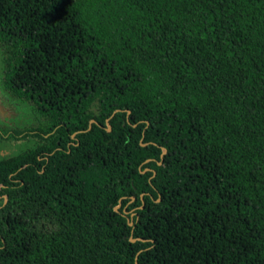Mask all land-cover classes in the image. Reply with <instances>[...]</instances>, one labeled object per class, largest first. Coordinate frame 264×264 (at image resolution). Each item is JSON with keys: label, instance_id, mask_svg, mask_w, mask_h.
Returning a JSON list of instances; mask_svg holds the SVG:
<instances>
[{"label": "trees", "instance_id": "trees-1", "mask_svg": "<svg viewBox=\"0 0 264 264\" xmlns=\"http://www.w3.org/2000/svg\"><path fill=\"white\" fill-rule=\"evenodd\" d=\"M0 55V264H264V0H0Z\"/></svg>", "mask_w": 264, "mask_h": 264}, {"label": "rangeland", "instance_id": "rangeland-1", "mask_svg": "<svg viewBox=\"0 0 264 264\" xmlns=\"http://www.w3.org/2000/svg\"><path fill=\"white\" fill-rule=\"evenodd\" d=\"M2 68L0 55V81L2 79ZM0 100L1 106H3V108H1L3 112H0V158H6L24 151L32 144V141L12 143L5 140L4 134L13 131L15 128L34 123L35 116L30 108L12 101L6 92L2 90L1 84ZM10 134H12V132H10L9 135ZM127 214H129V212Z\"/></svg>", "mask_w": 264, "mask_h": 264}, {"label": "flooded vegetation", "instance_id": "flooded-vegetation-1", "mask_svg": "<svg viewBox=\"0 0 264 264\" xmlns=\"http://www.w3.org/2000/svg\"><path fill=\"white\" fill-rule=\"evenodd\" d=\"M1 108H3V106H1V100H0V112H3Z\"/></svg>", "mask_w": 264, "mask_h": 264}, {"label": "water", "instance_id": "water-1", "mask_svg": "<svg viewBox=\"0 0 264 264\" xmlns=\"http://www.w3.org/2000/svg\"><path fill=\"white\" fill-rule=\"evenodd\" d=\"M131 225H132V223H130ZM132 242H135V240L134 239H132Z\"/></svg>", "mask_w": 264, "mask_h": 264}]
</instances>
